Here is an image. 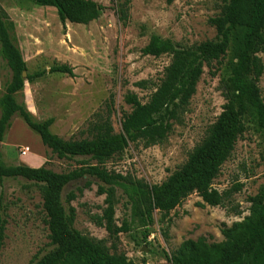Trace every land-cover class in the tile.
I'll use <instances>...</instances> for the list:
<instances>
[{"label": "rangeland", "instance_id": "1", "mask_svg": "<svg viewBox=\"0 0 264 264\" xmlns=\"http://www.w3.org/2000/svg\"><path fill=\"white\" fill-rule=\"evenodd\" d=\"M93 1L105 8L96 21L86 26L66 23L63 27L52 8L37 7L24 0H0V7L14 23L16 43L27 73L48 72L54 64L73 69V78L47 74L33 84L25 83L23 92L16 97L36 121L53 119L50 131L63 140L86 138L84 131L88 122L95 113L105 111L111 94L112 127L118 133L122 113L130 112L123 101L124 95L131 92L141 103H146L152 91H141L135 84L145 80L157 84L170 62L168 56L155 59L141 54L150 37L158 36L181 47L211 41L215 31L208 20L218 15L221 4L220 0H174L170 5L166 0H129V19L123 25L115 17L110 0ZM238 49V45L231 46L222 61L203 68L186 113L180 123L173 125L163 144L147 149L130 145L120 157L108 161L106 169L129 174L152 186L162 183L181 166L222 112L224 100L219 85L230 76ZM260 57L264 64V57ZM9 80V71L0 58V97ZM258 88L264 105V72ZM38 140L14 117L1 149L3 164L6 167L43 166L58 174L76 168L74 161L51 156ZM22 149H27L23 157L20 156ZM39 161L38 165H31ZM85 183V180L72 183L62 194L63 201L69 192L76 195L70 206L75 209L77 231L90 239L103 241L108 248L114 243L116 253L124 254L133 264H170L164 253L169 256L183 241L202 237L209 244L220 243L223 241L221 229L248 215L247 198L255 196L260 187L264 188V134L247 121L246 132L236 142L230 158L213 182V188L219 192L234 184L242 185L231 205L226 209L200 207V198L191 195L164 222L154 213L147 245L139 230L120 234L114 242L110 240L104 228L92 219L101 216L104 196L97 194L96 183L89 188H85ZM77 188L83 189L81 195ZM0 195L8 207L0 264H28L48 243L39 192L29 182L18 178L4 180ZM116 199L114 218L120 226L123 219L129 218V208L125 207L126 199L120 190ZM233 208L240 216L232 213ZM166 220H169L167 231Z\"/></svg>", "mask_w": 264, "mask_h": 264}, {"label": "trees", "instance_id": "2", "mask_svg": "<svg viewBox=\"0 0 264 264\" xmlns=\"http://www.w3.org/2000/svg\"><path fill=\"white\" fill-rule=\"evenodd\" d=\"M34 6L52 8L64 27L66 23L86 26L96 21L105 10L93 0H24ZM117 20L126 25L129 19V0H110ZM174 0H166L170 5ZM218 15L208 20L214 29L211 41L181 47L170 40L151 36L141 49L143 56L170 57L162 78L156 84L140 81L135 87L151 90L146 103L127 92L123 101L130 108L122 113L120 131L112 127L113 95L105 103V111L97 112L88 122L80 140H63L50 131L53 119L36 121L16 97L23 92L24 84H33L48 75L74 77L67 65L54 64L48 72L32 74L27 68L15 36V26L0 7V58L10 74L0 97V185L4 180L18 178L29 182L39 192L47 228L46 248L37 252L28 264H133L124 254L116 253L103 241L88 238L74 228L75 209L70 203L76 200L74 192L62 194L65 188L85 180V188L94 182L97 194L104 196L101 216L93 221L104 228L113 242L120 234L139 230L143 243L150 236L158 213L163 222L191 195L200 198V207L226 209L242 185L219 192L213 188L221 167L230 158L236 142L246 132V122L252 123L264 134V105L258 83L264 72V0H220ZM238 45V54L230 76L219 85L224 100L222 112L206 130L204 139L188 154L186 161L162 183L148 185L129 174L121 175L106 169V163L120 157L130 145L143 149L163 144L174 124L181 121L203 68L222 61L231 46ZM22 73L26 76L23 79ZM214 76V73L211 74ZM16 117L35 135L40 145L59 160L74 161L76 168L67 173H54L45 167L31 168L23 164L6 167L3 164L1 143ZM40 146V147H41ZM80 159V160H77ZM82 188H77L81 195ZM121 191L129 208V218L120 226L115 221L116 193ZM248 215L220 231L223 241L209 244L205 238L185 240L169 256L170 264H264V188L247 198ZM8 207L0 195V252L4 245L6 213ZM236 216L240 212L231 210ZM158 223H161L160 221ZM169 227L166 220L165 231ZM147 245V244H146ZM113 251V252H111Z\"/></svg>", "mask_w": 264, "mask_h": 264}, {"label": "built area", "instance_id": "3", "mask_svg": "<svg viewBox=\"0 0 264 264\" xmlns=\"http://www.w3.org/2000/svg\"><path fill=\"white\" fill-rule=\"evenodd\" d=\"M26 152H27V149H22L20 152V156H22V157L25 156Z\"/></svg>", "mask_w": 264, "mask_h": 264}, {"label": "crops", "instance_id": "4", "mask_svg": "<svg viewBox=\"0 0 264 264\" xmlns=\"http://www.w3.org/2000/svg\"><path fill=\"white\" fill-rule=\"evenodd\" d=\"M3 146H4L3 143H1V149H2ZM39 163H41V161H39L37 164L35 162L31 163V165H38Z\"/></svg>", "mask_w": 264, "mask_h": 264}, {"label": "water", "instance_id": "5", "mask_svg": "<svg viewBox=\"0 0 264 264\" xmlns=\"http://www.w3.org/2000/svg\"><path fill=\"white\" fill-rule=\"evenodd\" d=\"M25 76H26V74H25V73H22V77H23V79L25 78Z\"/></svg>", "mask_w": 264, "mask_h": 264}]
</instances>
